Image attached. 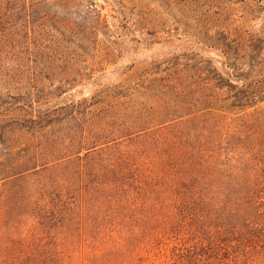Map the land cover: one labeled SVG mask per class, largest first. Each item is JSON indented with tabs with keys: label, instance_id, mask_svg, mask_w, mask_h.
<instances>
[{
	"label": "trees",
	"instance_id": "1",
	"mask_svg": "<svg viewBox=\"0 0 264 264\" xmlns=\"http://www.w3.org/2000/svg\"><path fill=\"white\" fill-rule=\"evenodd\" d=\"M104 2L121 41L146 43L126 35L125 0ZM261 2L203 12L214 65L133 58L78 98L66 70L46 96L6 108L16 126L0 128V264H264V22L249 8ZM73 6L99 22L62 18ZM102 17L98 0H0V82L30 75L19 60L31 44L62 43L56 24L78 36L109 28Z\"/></svg>",
	"mask_w": 264,
	"mask_h": 264
},
{
	"label": "rangeland",
	"instance_id": "2",
	"mask_svg": "<svg viewBox=\"0 0 264 264\" xmlns=\"http://www.w3.org/2000/svg\"><path fill=\"white\" fill-rule=\"evenodd\" d=\"M98 1L99 8H102V18L107 19L110 29L99 26L91 33L77 36L75 32L64 33L61 26L56 24L58 32L54 30L53 32L57 33L56 36L62 40V43L52 41L45 47H39L38 43L39 48L31 44V49L36 50L37 53L31 58L19 60V62L26 63V66L32 67L30 75L27 74L24 77L19 74L21 81L13 75L8 80L0 82V128L10 129L16 126V124L10 126L7 121H4L6 118L3 116L8 113L6 108L12 109L15 99L22 102L23 97L21 96L27 94L35 99L46 96L48 91L53 90L59 84L58 75L66 70L72 74L67 81L77 83L76 89L72 93L78 98L90 96L108 83H116L119 80L118 68L133 58L149 60L151 57L174 51L189 63L201 61L204 65H214L216 61L209 57L214 56V51L208 46L214 44V39L217 38L216 29L214 24L208 25L206 28L201 26L200 20L203 12L209 10L215 14L218 7H226L225 9L237 7L239 12L243 10L242 7L233 4L238 0H175L174 5L176 6L178 3L181 6L179 11L174 9L170 0H125L129 13L126 35L146 42L138 46L135 42L121 41L122 36L120 37V35L124 32L117 29L116 22L109 12L108 4L104 0ZM249 5L251 12L258 17L254 22L256 24L259 21L264 22V2L249 3ZM88 7L73 6L61 16L80 25H86L88 21H98L96 17L92 18L91 13H89L90 17L87 16ZM55 8V3H44L39 9L54 13ZM249 8L246 9L250 11ZM18 17L16 16V20L13 22L19 23L21 20ZM41 17L40 11L34 13L35 22L39 21ZM134 18L148 19L155 23L160 21L164 25L158 31L153 29L152 24H149L152 28H148L146 24L145 27L135 25ZM60 31H63V34ZM179 34L183 37L182 40H174L172 47L155 42ZM19 47L26 48L27 44ZM22 68L27 67L23 66L20 69ZM35 74H37V78L34 79L33 75ZM74 78L76 81H73ZM64 84L70 85L67 82ZM25 108L27 111H31L30 107ZM22 123L24 124V122ZM3 143L0 142V147L5 145Z\"/></svg>",
	"mask_w": 264,
	"mask_h": 264
}]
</instances>
